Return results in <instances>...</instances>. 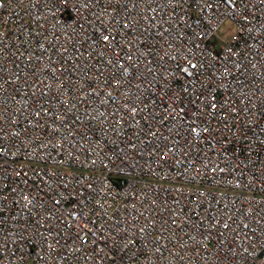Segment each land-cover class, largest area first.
<instances>
[{"label": "built area", "instance_id": "2783aa9c", "mask_svg": "<svg viewBox=\"0 0 264 264\" xmlns=\"http://www.w3.org/2000/svg\"><path fill=\"white\" fill-rule=\"evenodd\" d=\"M0 264H264V0H0Z\"/></svg>", "mask_w": 264, "mask_h": 264}, {"label": "rangeland", "instance_id": "374dc122", "mask_svg": "<svg viewBox=\"0 0 264 264\" xmlns=\"http://www.w3.org/2000/svg\"><path fill=\"white\" fill-rule=\"evenodd\" d=\"M230 27H231V25L228 23V24H226V25L223 27L222 31H225L227 28H230Z\"/></svg>", "mask_w": 264, "mask_h": 264}, {"label": "snow or ice", "instance_id": "6c2138e0", "mask_svg": "<svg viewBox=\"0 0 264 264\" xmlns=\"http://www.w3.org/2000/svg\"><path fill=\"white\" fill-rule=\"evenodd\" d=\"M105 39H107V37H105Z\"/></svg>", "mask_w": 264, "mask_h": 264}]
</instances>
